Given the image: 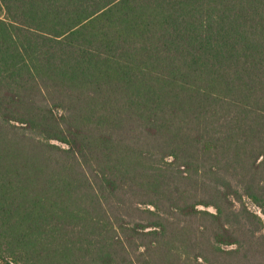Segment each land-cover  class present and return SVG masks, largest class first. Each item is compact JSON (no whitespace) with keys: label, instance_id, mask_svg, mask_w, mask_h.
<instances>
[{"label":"trees","instance_id":"16d2710c","mask_svg":"<svg viewBox=\"0 0 264 264\" xmlns=\"http://www.w3.org/2000/svg\"><path fill=\"white\" fill-rule=\"evenodd\" d=\"M168 156L263 199L264 0H0V264H132L117 212L135 187L168 196Z\"/></svg>","mask_w":264,"mask_h":264},{"label":"rangeland","instance_id":"374dc122","mask_svg":"<svg viewBox=\"0 0 264 264\" xmlns=\"http://www.w3.org/2000/svg\"><path fill=\"white\" fill-rule=\"evenodd\" d=\"M261 159H255L254 165H258ZM163 161L175 162L173 165H164L167 169L164 172L163 187L169 189L170 199L161 190L156 194L159 195L156 200L153 193H145L135 187L126 204L117 212L124 221L121 225L117 222L114 224V232L118 235L124 256L129 262L143 264L142 260L146 259L149 264H264V192L259 193L263 199L258 202L253 200L244 192L246 187L241 180L243 175L235 174L233 169L223 172L222 162L215 165V161L211 163L207 159L205 163L200 160L198 179L191 176L196 181L187 182L188 176L185 175H189L190 169L188 170L185 162L177 161L172 156L164 157ZM214 166V172L209 174ZM258 167L261 168V165ZM214 173L217 177L225 178V181H219L216 186ZM192 182L197 183L190 184ZM255 194L257 195L256 192ZM149 201L154 203H146ZM183 202L193 204L207 213L199 212L190 217H182L178 208L183 206ZM210 204H214V207ZM106 211L111 214L108 208ZM226 213L229 215L228 219L225 218ZM211 214L217 215L220 222L230 227V233L237 238V243L223 245L224 250L233 252L221 253L215 249L214 232L220 230V225ZM159 217L164 218L165 230L162 234L141 233L133 228L137 223H151ZM183 226L191 230L185 245L181 242L179 233ZM173 238L176 240L178 253H169L168 256L161 248L155 251L157 241Z\"/></svg>","mask_w":264,"mask_h":264}]
</instances>
